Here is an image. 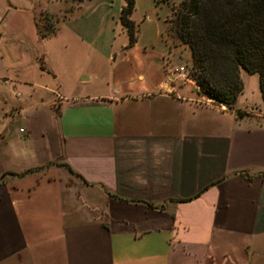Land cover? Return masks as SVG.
<instances>
[{"label": "crops", "instance_id": "crops-1", "mask_svg": "<svg viewBox=\"0 0 264 264\" xmlns=\"http://www.w3.org/2000/svg\"><path fill=\"white\" fill-rule=\"evenodd\" d=\"M124 4L76 2L46 36L1 20L0 264H264V111L193 96L168 43L85 68ZM11 31L40 61L10 60Z\"/></svg>", "mask_w": 264, "mask_h": 264}, {"label": "trees", "instance_id": "trees-1", "mask_svg": "<svg viewBox=\"0 0 264 264\" xmlns=\"http://www.w3.org/2000/svg\"><path fill=\"white\" fill-rule=\"evenodd\" d=\"M124 2L120 22L133 45L138 40L131 17L136 0ZM175 15L173 30L191 48V75L204 94L233 107L244 89V69L259 75L264 102V0H182Z\"/></svg>", "mask_w": 264, "mask_h": 264}, {"label": "rangeland", "instance_id": "rangeland-1", "mask_svg": "<svg viewBox=\"0 0 264 264\" xmlns=\"http://www.w3.org/2000/svg\"><path fill=\"white\" fill-rule=\"evenodd\" d=\"M79 1L81 0H0V24L1 20L5 18V23H9L10 27H16L19 20L25 26H28L29 21L26 14L32 12L37 17L36 22L39 24V27L44 31H50L51 35H53L62 27L63 23L60 21V18L70 15L74 7L73 5ZM181 1L159 0L157 4L156 0H137V10L134 13V17L138 28V39L142 45L147 44L150 47L156 46V48H159L160 45L168 43L169 47L174 50V54L177 56V64L187 66L192 73L193 57L191 48L189 44L181 41L173 30L176 20L175 13L179 9ZM17 12H20V14ZM18 15L20 18L17 17ZM147 15L152 16V19H148ZM16 38V33L13 31L6 33L5 39L9 44L7 50L10 60L13 59L14 61H22L24 63L40 61V57H36V52L31 49L27 51L24 48L21 56L16 55L15 51H12L13 47L16 48L18 45ZM52 41L48 40L43 42L41 40L40 43L41 45L45 43L50 46ZM129 41L128 30L119 21L115 27L113 56L109 58L90 52V57L92 56V60H90L88 58L89 53L84 51L82 65L85 68L96 66L99 70L111 69L112 65L118 64L122 58V53L120 52V50H123L122 44L127 43L129 45ZM0 47V51L4 50L1 42ZM129 49L130 46L125 51ZM6 61L8 62V57H6ZM51 61L54 62L52 58ZM242 79L244 89L239 100L240 107L245 109L246 112L249 111L248 106L257 107L256 112H259L260 108L264 111L258 77L252 74H245ZM176 81L179 85L187 86L191 94L196 98L209 97V95L203 93L195 80L193 82H186L177 79ZM2 82L1 80L0 83ZM256 118L258 121L264 122V116H256Z\"/></svg>", "mask_w": 264, "mask_h": 264}, {"label": "built area", "instance_id": "built-area-1", "mask_svg": "<svg viewBox=\"0 0 264 264\" xmlns=\"http://www.w3.org/2000/svg\"><path fill=\"white\" fill-rule=\"evenodd\" d=\"M171 73L175 75L177 79H181L186 82L194 81L190 69L185 65H181L179 67L174 68L173 70H171Z\"/></svg>", "mask_w": 264, "mask_h": 264}]
</instances>
